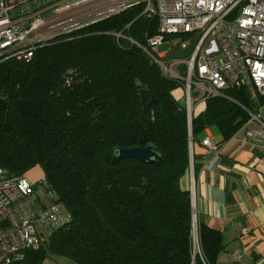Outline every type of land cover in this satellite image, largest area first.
<instances>
[{
	"label": "trees",
	"instance_id": "obj_1",
	"mask_svg": "<svg viewBox=\"0 0 264 264\" xmlns=\"http://www.w3.org/2000/svg\"><path fill=\"white\" fill-rule=\"evenodd\" d=\"M141 6L37 47L33 56L0 61V167L22 176L35 165L70 215L38 248L10 264H43L49 254L76 264H204L192 256L190 148L209 128L219 142L248 119L245 88L208 96L190 121L172 93L181 80L127 39L154 32ZM127 26V27H126ZM145 102L143 108L140 90ZM151 145L159 158L141 163L116 147ZM201 254L214 264L220 230L197 221Z\"/></svg>",
	"mask_w": 264,
	"mask_h": 264
},
{
	"label": "built area",
	"instance_id": "obj_2",
	"mask_svg": "<svg viewBox=\"0 0 264 264\" xmlns=\"http://www.w3.org/2000/svg\"><path fill=\"white\" fill-rule=\"evenodd\" d=\"M133 6L142 7L141 14L153 21L154 32L146 33L142 43L120 31L111 34L142 49L164 75L182 81L180 97L188 120L193 102H203L226 87L245 88L255 103L254 110L247 109L244 125L254 127L246 130V136L264 141V0H0V61L9 57L28 61L37 47ZM173 35L182 37L178 48L189 49L182 60L187 64L186 77L171 71L163 60L173 48L168 38ZM161 44L167 45L164 52L157 50ZM192 85L200 93L196 99ZM200 142L207 150L218 149L211 135ZM191 145L189 139L192 158ZM190 198L192 256L207 264L198 243L192 189ZM69 221L68 211L55 200L44 178L31 183L24 175H10L0 167V264L22 260L27 250L40 247L52 231Z\"/></svg>",
	"mask_w": 264,
	"mask_h": 264
},
{
	"label": "crops",
	"instance_id": "obj_3",
	"mask_svg": "<svg viewBox=\"0 0 264 264\" xmlns=\"http://www.w3.org/2000/svg\"><path fill=\"white\" fill-rule=\"evenodd\" d=\"M188 52V47L182 49L184 58ZM175 90L179 97L181 89ZM194 105L197 115L205 101ZM252 127V123L243 124L220 143L218 135L206 128L202 139L211 135L218 149L210 151L196 142L190 170L182 178V186L193 190L197 221L222 234L223 249L214 264H264V141L246 136Z\"/></svg>",
	"mask_w": 264,
	"mask_h": 264
},
{
	"label": "rangeland",
	"instance_id": "obj_4",
	"mask_svg": "<svg viewBox=\"0 0 264 264\" xmlns=\"http://www.w3.org/2000/svg\"><path fill=\"white\" fill-rule=\"evenodd\" d=\"M168 38L171 41V43L173 44V49L169 51V53L167 54V57L163 58V60L166 62V65L168 66V68L171 69V71L178 73L183 77H186L187 76V64H185V66H184L183 61L180 60V59L184 58V55L182 53V49L177 47V43L179 42V40L182 37H181V35H173V36H170ZM164 48H167L166 44L159 46L157 50L161 51ZM176 59H179V60H176ZM191 94H192V99H196V98L200 97V93L197 90V88L195 87V85H192ZM179 95L181 96V94H179ZM180 96L178 97L179 101L184 103V99L181 98ZM194 103L195 102H193V105H191L192 108L194 106ZM23 175L31 183H36L37 181H39L43 178V169L41 168V166L35 165V166L31 167L30 169H28ZM37 193L39 195H42V190L40 188H38ZM57 261H64L68 264L69 263L76 264L68 258L56 256L53 254L52 255L49 254L48 257L45 259L43 264H53L54 262H57Z\"/></svg>",
	"mask_w": 264,
	"mask_h": 264
},
{
	"label": "water",
	"instance_id": "obj_5",
	"mask_svg": "<svg viewBox=\"0 0 264 264\" xmlns=\"http://www.w3.org/2000/svg\"><path fill=\"white\" fill-rule=\"evenodd\" d=\"M140 94L142 106L145 108L151 103V100L145 102L142 89L140 90ZM187 115H189L188 112ZM189 139L191 140L190 137ZM122 158H133L141 163H152L159 158V153L151 145L114 148L111 162L115 163Z\"/></svg>",
	"mask_w": 264,
	"mask_h": 264
},
{
	"label": "bare ground",
	"instance_id": "obj_6",
	"mask_svg": "<svg viewBox=\"0 0 264 264\" xmlns=\"http://www.w3.org/2000/svg\"><path fill=\"white\" fill-rule=\"evenodd\" d=\"M173 93H174L175 95H177V94H178L177 90L173 91Z\"/></svg>",
	"mask_w": 264,
	"mask_h": 264
}]
</instances>
